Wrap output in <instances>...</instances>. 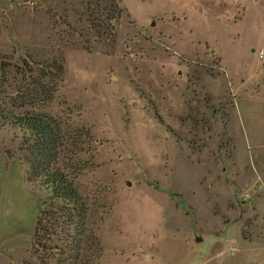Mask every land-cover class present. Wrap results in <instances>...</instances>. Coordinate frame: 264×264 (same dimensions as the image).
Instances as JSON below:
<instances>
[{"label": "rangeland", "instance_id": "374dc122", "mask_svg": "<svg viewBox=\"0 0 264 264\" xmlns=\"http://www.w3.org/2000/svg\"><path fill=\"white\" fill-rule=\"evenodd\" d=\"M94 2L0 0V264H59L9 113L61 124L100 264H264V0Z\"/></svg>", "mask_w": 264, "mask_h": 264}, {"label": "trees", "instance_id": "16d2710c", "mask_svg": "<svg viewBox=\"0 0 264 264\" xmlns=\"http://www.w3.org/2000/svg\"><path fill=\"white\" fill-rule=\"evenodd\" d=\"M103 1L110 2V7H102V0H93L96 8L90 14L91 22L98 38H115V26L124 9L121 0ZM9 114L7 122L28 134L25 139L28 181L47 193V198L41 200L35 229V254L42 250L51 258L57 254L59 264H100L97 261L103 255V247L98 235L87 228L90 212L87 199L81 194L73 172L63 164L66 136L61 124L45 114ZM55 239L63 243L60 245Z\"/></svg>", "mask_w": 264, "mask_h": 264}, {"label": "water", "instance_id": "95a60500", "mask_svg": "<svg viewBox=\"0 0 264 264\" xmlns=\"http://www.w3.org/2000/svg\"><path fill=\"white\" fill-rule=\"evenodd\" d=\"M258 1V0H257ZM129 185H131V183H129Z\"/></svg>", "mask_w": 264, "mask_h": 264}]
</instances>
